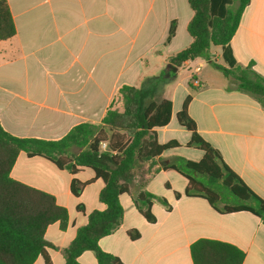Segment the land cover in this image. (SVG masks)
I'll list each match as a JSON object with an SVG mask.
<instances>
[{
  "label": "crops",
  "instance_id": "obj_1",
  "mask_svg": "<svg viewBox=\"0 0 264 264\" xmlns=\"http://www.w3.org/2000/svg\"><path fill=\"white\" fill-rule=\"evenodd\" d=\"M7 2L17 32L0 40V123L17 137L56 140L80 123L100 124L122 85L141 87L147 78L159 76L170 58L193 41L188 25L194 11L188 0ZM174 21L175 35L166 43ZM230 45L239 65L254 62L255 71L264 76V0H251ZM211 56L228 67L221 46L212 45ZM230 87L235 86L201 57L184 63L167 83L163 98L172 101V117L155 132L160 144L176 140L180 147L141 166L130 192L119 198L124 209L122 225L99 242L104 251L124 264H194L192 243L208 238L242 249L246 254L243 264H264L261 218L246 211L221 214L199 197L176 198L188 180L175 169L164 168L183 157L182 152L191 161H200L204 155L187 147L191 132L175 122L191 96L188 113L198 133L264 199V109L254 97ZM11 177L52 194L67 208L68 227L62 230L56 222L45 233L54 246L47 248L52 264H66L62 250L75 239L77 229L87 224L90 212L106 208L100 201L103 180L90 168L81 167L73 175L26 152L18 155ZM74 178L90 182L80 196L71 191ZM140 180H146V190L171 205L167 209L153 202L154 223L135 204ZM157 180L160 188L155 187ZM80 204L85 212L78 210ZM132 229L140 233L136 240L128 234ZM79 262L98 264L93 251H85ZM34 264H45L44 258L38 257Z\"/></svg>",
  "mask_w": 264,
  "mask_h": 264
},
{
  "label": "trees",
  "instance_id": "obj_2",
  "mask_svg": "<svg viewBox=\"0 0 264 264\" xmlns=\"http://www.w3.org/2000/svg\"><path fill=\"white\" fill-rule=\"evenodd\" d=\"M188 1L194 11L188 25L192 43L170 58V71L164 69L159 76L147 78L141 87L122 85L100 124L80 123L60 139L45 140L14 136L0 123V264H34L40 256L45 264H52L47 248L54 246L46 240V230L56 222L65 230L70 220L67 208L59 205L52 194L11 177L20 152H26L30 157H44L73 175L81 167L90 168L95 177L104 182L100 201L106 208L90 212L87 224L77 229L75 239L62 250L66 264H81L79 257L85 251H93L98 264H124L119 257L104 251L99 245L102 238L122 225L124 209L120 195L130 192L143 164H153L154 159L165 151L180 147L176 140L160 144L156 136L155 129L167 126L172 117V101L154 98L160 84L172 81L187 61L201 57L219 69L235 86L230 89L249 94L264 109V76L255 71L254 62L247 66L239 65L230 45L251 0ZM176 26L177 22H172L166 43L174 37ZM16 32L10 6L7 0H0V40H8ZM212 45L222 47L228 67L212 60ZM191 99V96L185 99L176 118L191 132L187 147L199 149L204 155L200 161L176 158L182 159L185 168L195 176L186 174L173 163L164 166L175 169L188 180L185 191L176 192V198L182 195L203 198L221 214L246 211L264 221V199L253 192L225 163L220 152L198 133L196 123L188 113ZM104 142L107 147L102 150ZM74 148L79 152H74ZM147 174L152 175L153 172ZM89 183L74 178L72 193L80 196ZM225 191L237 202L227 203L223 197ZM134 200L139 212L150 223L156 222L153 202L171 208L164 197L146 190V180L139 181ZM78 210L85 212L82 204L78 205ZM128 234L132 240L140 237L137 230H129ZM191 256L194 264H243L246 254L232 243L201 238L192 243Z\"/></svg>",
  "mask_w": 264,
  "mask_h": 264
},
{
  "label": "rangeland",
  "instance_id": "obj_3",
  "mask_svg": "<svg viewBox=\"0 0 264 264\" xmlns=\"http://www.w3.org/2000/svg\"><path fill=\"white\" fill-rule=\"evenodd\" d=\"M217 69V68H216ZM218 70V73L221 75V76H223V73L219 70V69H217ZM182 76H183V74H182ZM168 83V82H167ZM167 83H161L160 84V86L158 87V89H157V91H156V95L154 96V98L156 99V100H160L161 98H163V97H165V95H166V90H167ZM175 122H177V120L175 121ZM184 151V150H183ZM185 152V151H184ZM181 155L184 157V158H186V155L182 152L181 153ZM173 164L176 166V167H178L179 169H181L183 172H185L186 174H188V175H191V176H195L194 175V173L192 172V171H190V170H188L187 168H185V166H184V162H183V160L182 159H174L173 160ZM199 179L200 180H202V181H206V179L205 178H203V177H199ZM160 186H161V184H160V182L157 180V181H155V187L156 188H160ZM223 197H224V199L226 200V202L227 203H235V202H237V200H236V198L234 197V196H232V195H230L228 192H223Z\"/></svg>",
  "mask_w": 264,
  "mask_h": 264
},
{
  "label": "built area",
  "instance_id": "obj_4",
  "mask_svg": "<svg viewBox=\"0 0 264 264\" xmlns=\"http://www.w3.org/2000/svg\"><path fill=\"white\" fill-rule=\"evenodd\" d=\"M197 70H200V68H197ZM106 147H107V143L106 142H104V143L101 144V149L102 150H105Z\"/></svg>",
  "mask_w": 264,
  "mask_h": 264
},
{
  "label": "water",
  "instance_id": "obj_5",
  "mask_svg": "<svg viewBox=\"0 0 264 264\" xmlns=\"http://www.w3.org/2000/svg\"><path fill=\"white\" fill-rule=\"evenodd\" d=\"M171 64H168L166 67V71H170Z\"/></svg>",
  "mask_w": 264,
  "mask_h": 264
}]
</instances>
